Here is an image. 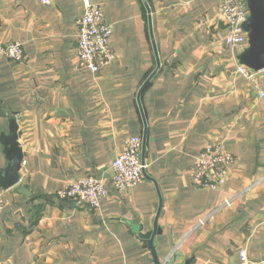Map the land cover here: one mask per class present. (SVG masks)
<instances>
[{
    "label": "crops",
    "instance_id": "1",
    "mask_svg": "<svg viewBox=\"0 0 264 264\" xmlns=\"http://www.w3.org/2000/svg\"><path fill=\"white\" fill-rule=\"evenodd\" d=\"M94 1L116 55L98 73L77 56L84 0H0V43L24 49L20 62L0 54L1 107L24 152L20 182L0 189V264H156L140 237L156 220L161 261L242 264L246 250L264 264V70L238 72L219 0H146L150 12L143 0ZM157 58L141 94L149 177L122 192L111 163L144 135L137 98ZM216 141L236 162L221 188L198 187L192 170ZM87 176L105 183L99 207L58 197Z\"/></svg>",
    "mask_w": 264,
    "mask_h": 264
},
{
    "label": "built area",
    "instance_id": "2",
    "mask_svg": "<svg viewBox=\"0 0 264 264\" xmlns=\"http://www.w3.org/2000/svg\"><path fill=\"white\" fill-rule=\"evenodd\" d=\"M219 2L227 30L225 41L232 51L237 70L245 79L254 80L257 72L241 65L237 60L238 53L247 45V35L242 28L249 16L246 0ZM112 33V25L104 20L102 7L94 0H84V12L78 20L77 38V56L84 68L98 73L103 66L115 59L116 55L110 47ZM0 54L14 62H20L24 58L23 45L18 41L0 43ZM260 95L264 97V92ZM146 151L143 136H130L125 140L123 150L111 163L113 184L119 191H128L146 179V158L144 160L143 157L144 154L146 156ZM235 162L236 157L226 149L225 144L216 141L200 153L191 174L193 183L198 187L219 189L225 185L229 169ZM57 194L60 198L75 199L97 208L107 195V189L102 179L87 176L72 181ZM241 259L242 264H248L246 250L241 251Z\"/></svg>",
    "mask_w": 264,
    "mask_h": 264
},
{
    "label": "water",
    "instance_id": "3",
    "mask_svg": "<svg viewBox=\"0 0 264 264\" xmlns=\"http://www.w3.org/2000/svg\"><path fill=\"white\" fill-rule=\"evenodd\" d=\"M143 1L150 12V8L146 0ZM246 3L249 11V16L247 20L243 23L242 28L247 35V45L240 53H238L237 60L241 65H244L255 72H260L264 70V0H246ZM149 24H150L151 36L154 41L151 17L149 18ZM159 67H160V60L159 58H157V68L144 83V85L142 86V88L138 93V98H137L145 124V131L143 135L144 148H146V141H147V122L142 108L141 94L144 88L146 87V85L148 84V82L156 74ZM0 116L8 118L9 120L8 134L2 133L0 137V142L4 147L3 153L5 154V157L8 160L7 166L4 169H0V189L6 190L16 186L21 180L20 169L22 165L24 152L18 141L19 126H18L17 118L13 113L2 109L1 102H0ZM143 157L145 160V154L143 155ZM145 176L149 177L146 171H145ZM21 191L27 194L26 189H22ZM156 233H157V220L155 221L154 229L152 231L147 232L145 234L140 233V237L145 240L146 244L151 249L155 263L177 264L175 263L174 258H168L165 261H161L158 258L155 248Z\"/></svg>",
    "mask_w": 264,
    "mask_h": 264
}]
</instances>
